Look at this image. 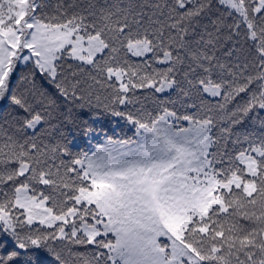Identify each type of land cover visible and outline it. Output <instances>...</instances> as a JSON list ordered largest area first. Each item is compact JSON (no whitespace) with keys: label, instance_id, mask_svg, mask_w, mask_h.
I'll list each match as a JSON object with an SVG mask.
<instances>
[{"label":"snow or ice","instance_id":"1","mask_svg":"<svg viewBox=\"0 0 264 264\" xmlns=\"http://www.w3.org/2000/svg\"><path fill=\"white\" fill-rule=\"evenodd\" d=\"M0 264H264V0H0Z\"/></svg>","mask_w":264,"mask_h":264},{"label":"trees","instance_id":"2","mask_svg":"<svg viewBox=\"0 0 264 264\" xmlns=\"http://www.w3.org/2000/svg\"><path fill=\"white\" fill-rule=\"evenodd\" d=\"M147 103L150 105L151 101H148ZM176 107L179 111L181 112L184 111V109L181 108L179 104H177ZM65 114L67 115L66 110H65ZM70 127H71L70 125L65 124L64 131H67ZM96 127L100 128L101 125L98 124ZM102 127L108 135H112L116 138L133 137L135 132L134 128H132L131 125L126 124L124 121L119 120L118 118H112V117H108L107 119H105L102 122ZM245 129H247L248 131H252V130L258 131L256 126L251 123L246 124L244 128L241 129V131H244ZM216 131L217 130H214L213 133L214 135L216 134ZM51 139L53 142H55L58 139H61L60 131L57 130L56 128H53L51 130ZM69 139L73 141V144L71 146L72 151L76 152V151L87 150L91 153V151H94L96 144L104 142L105 137L103 135L97 136L90 143L79 138L78 134H73L69 136ZM210 151H215V149H210Z\"/></svg>","mask_w":264,"mask_h":264}]
</instances>
